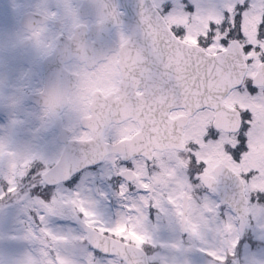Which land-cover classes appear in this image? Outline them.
<instances>
[{
  "label": "flooded vegetation",
  "instance_id": "1",
  "mask_svg": "<svg viewBox=\"0 0 264 264\" xmlns=\"http://www.w3.org/2000/svg\"><path fill=\"white\" fill-rule=\"evenodd\" d=\"M82 2L83 0H72L73 6H70L67 22L64 18H58L61 12L59 9L54 18L23 26L20 24V17L24 12L32 10L43 15L54 13L60 2L0 0L1 15L6 25L0 28L1 119L6 115L2 106L8 104V94L13 92L18 98V105H26L41 113L45 121V129L41 132L56 140L57 147L61 148L60 152L64 143L59 141V135L69 140L89 132L91 130L89 125H94L100 133L97 137L104 138L107 143L116 144L121 141L122 150L106 154L100 164L86 168L82 173H97L93 176L95 192L107 185L111 194L115 191L119 194L121 185L127 184L126 195L130 199L122 198L124 215L129 214L127 205L139 203L141 196L149 195L143 189H138L134 182L118 174L122 167H131L133 161L136 170L143 172L146 180L149 177L155 180L160 179L162 164L171 157L168 167H176L182 162L183 166L177 168V177L191 181L192 199L198 190L206 189L219 200L218 196L207 189L199 179H192L190 158L194 149L191 145L199 146L202 158L211 159L216 154L217 158H221L229 146L235 147L238 144L239 132L228 133L216 128L213 125L215 112L211 108L194 109V105L179 100L177 93L182 92L183 87L171 89L167 83L172 79L162 78L168 75L166 71L134 68L127 59L137 48L129 43L126 50H121L120 33L123 32L129 37L130 31L123 26L109 28L107 23L100 21V17L92 16L91 5L81 12ZM158 4L161 6V3ZM13 23L14 29L11 27ZM79 25L84 26V30L83 37L75 40L78 42L75 49L78 52L77 56L66 60L51 57L57 51L59 43L71 41L70 38L58 36L60 34L71 36ZM49 26L53 30L52 33L47 30ZM93 26L97 29H91ZM41 27L46 29L42 39L45 44L52 46L51 49L37 46L33 33ZM3 50L7 51L2 52ZM259 64L257 62L250 65V68L248 65L242 86L232 90L226 97L230 105H235L239 109L250 108L256 113V121L248 135L251 137V143L258 146L256 149L260 150L261 156L252 162L244 158V166L252 163L251 167L254 168H259L264 162V144L260 143L264 115L259 116L255 107V103H258L264 108V85L256 86L257 94H249L247 85L250 79L253 82ZM123 66H127V69H123ZM40 91H43L42 106L28 98L30 93ZM3 99L7 102L3 103ZM121 108L124 109L123 118L109 120L110 117L116 116ZM31 114L34 117L33 112ZM86 116L89 118L85 119ZM56 120L58 126L55 125ZM211 131H215L217 135L209 139L208 133ZM54 149L56 150L55 145ZM105 165L108 168L106 176L101 175V171H107ZM168 193L169 191H164V197ZM145 211L149 213L146 228L153 236L157 228L162 226L164 219L161 216L162 211L155 207ZM174 217L178 222L179 231L183 233L178 218L176 215ZM160 230L161 228L159 232Z\"/></svg>",
  "mask_w": 264,
  "mask_h": 264
},
{
  "label": "snow or ice",
  "instance_id": "2",
  "mask_svg": "<svg viewBox=\"0 0 264 264\" xmlns=\"http://www.w3.org/2000/svg\"><path fill=\"white\" fill-rule=\"evenodd\" d=\"M154 7H160L155 3ZM185 8L187 5L184 6ZM69 10L70 6H69ZM162 11L164 15L158 16V26H153L150 21V16H145L141 13V21L149 26V35L153 39V43L157 41L160 35H164L169 41L168 55L171 57L179 49L190 48L197 52H204L211 54L215 52L216 56L221 53H227L233 47L234 43L243 41L241 45V54H237V59L242 64L254 65L259 62L264 65V36L261 33V24H264V9H256L248 5L244 0H238L237 4H232L226 8L227 16L224 13L205 14L199 7L193 11H184L183 9L176 10L164 3ZM114 20L118 13L116 6L113 5V10L108 13ZM56 13H45V19L54 18ZM103 22V21H101ZM222 26L226 30L217 36L218 28ZM46 29L41 27L34 31L33 37L36 40L37 46L45 49H51L50 44H45L42 39L43 33ZM121 50H126L130 38L125 36L123 32L120 33ZM218 41V43H217ZM85 58V57H82ZM139 59V53L137 54ZM115 59V58H110ZM226 57V61L230 60ZM229 67L236 68L235 63L228 64ZM249 94H257L258 89L256 85L249 80L247 85ZM240 127L238 144L235 147L229 146L223 153L221 158L210 159L202 158L199 154V146L197 144L191 145L194 149L190 158V168L192 179H199L202 184L207 186L211 191H216L215 185L218 183L219 174L225 167L233 172L239 179L241 185H248L252 180L264 171V162L259 168L251 166H244L245 156L252 151L251 137L248 135L252 131L254 122L256 121V113L250 108H240ZM89 117H85L88 119ZM91 129L89 132H84L80 136L75 137L80 143H93L100 133L94 125H89ZM259 134V133H258ZM216 132L208 133V138L216 137ZM5 155L15 157V153L6 152L4 145L0 144V158ZM106 153H102L99 159H103ZM126 159L129 157H125ZM97 161L95 154L94 158L88 160L86 163H95ZM32 159H26L22 164L13 159L9 164L10 173L6 177L9 185L7 189L8 194L16 193L18 178L22 179L31 173V175H40L41 180L47 184L62 183L64 181L71 182L73 180V172L65 169L62 174H58L54 179H49V173L44 171L41 174L40 169H33L31 167ZM182 162L178 163L176 167L169 168L166 172V177L163 179L144 178V173L136 170L135 161L131 167H122L119 170V175L125 176L129 181L135 183L138 189H143L148 192V196H141L140 202H133L127 205L129 214L122 215L112 226H107L105 222L100 220L99 214L94 210L93 202L81 199L80 193L75 192L71 197L65 198L62 194L53 195L48 199L47 194L41 195L42 188L38 185H33L36 192L34 196V203L38 208L37 218L41 223H46L47 217L57 215L64 207H71L74 214H82L83 220L81 223L88 230L89 235L84 237H73V240H89L93 248L98 249L106 254L121 256L125 258L126 264H139L138 261H128L127 254L131 250H142L145 245L153 244L152 237L147 231L146 222L149 220V213L145 209L155 207L160 211H166L164 208L165 198L161 188H167L170 183H175L177 187L170 191L166 197V202L171 204L175 209V215L183 229V231L190 233L197 239H204V234L201 231V224L196 222L193 213L196 211L192 196L190 194L191 181L187 178L180 179L177 177V168L182 167ZM78 170V169H76ZM253 192L261 194L260 200L264 202V184H253ZM128 185L122 184L119 196L127 197ZM0 198H3L0 196ZM251 200V197H249ZM203 210L207 212H215V209L210 203L202 205ZM247 211V209H246ZM43 214H40V213ZM203 219V213H200ZM225 236H232L229 241L231 251L217 252L210 249L201 248L200 251L213 258L215 264H233V260L237 256L236 249H243L244 244H251L248 239H241L234 235V226L230 223L224 224L221 229H218ZM41 236L37 237L35 232L29 228L27 229L25 239H38L41 243H46L51 240L54 243H68L69 237L65 235H57L51 229L42 227L40 229ZM45 255H47L45 253ZM47 264H53L48 261ZM55 264H72L70 259L64 257H57ZM88 264H92L91 258Z\"/></svg>",
  "mask_w": 264,
  "mask_h": 264
},
{
  "label": "rangeland",
  "instance_id": "3",
  "mask_svg": "<svg viewBox=\"0 0 264 264\" xmlns=\"http://www.w3.org/2000/svg\"><path fill=\"white\" fill-rule=\"evenodd\" d=\"M57 1L60 3L57 4L54 13H57L60 9L61 12L58 18H64L67 22L69 20L67 17L70 11L69 6H73L72 0ZM164 1H167V3L170 1V7L176 10L183 9L184 11L194 12L199 7L205 14H220L223 10L226 11L228 6L238 3V0H185L184 2L183 0H156V3L164 4ZM244 2L258 10L264 9V0H244ZM185 5H187L186 8L184 7ZM1 12L0 9V28L6 26ZM225 16H227V12ZM11 27L14 29V23ZM260 27L262 36H264V24ZM217 28L218 37L222 32L226 34V30L222 26H217ZM47 30H50L51 33L53 31L50 26ZM241 42L244 43L243 41ZM6 48L8 49L9 46L7 45ZM4 51L7 50H3L2 52ZM8 96V104L2 106L4 108L3 113L8 117L3 115V119H1L0 116V144L4 145L6 152L15 153L16 155L15 157L5 155L3 158H0V179H6L9 175V164L13 159L20 165L26 159L40 158L42 160L41 164H37L34 169L38 168L42 172L56 161L61 149L57 147L55 139L41 132V130L45 129V121L41 113L30 109L26 105H18V98L15 97L13 92H10ZM3 100V103L7 102V100ZM255 107L259 116L264 115V108L259 106L258 103H255ZM31 112H33L34 117ZM263 133L264 129L261 130L260 136L262 140L260 143L264 144ZM260 139H258V142ZM54 145L56 146V150L54 149ZM251 146L252 151L245 156L248 162L255 161L254 159L261 156L260 150L256 149L257 145L251 143ZM217 155H214L211 159H216ZM170 158L162 164L160 179L165 178L167 170L171 168L168 167L170 165ZM251 164L247 165L251 166ZM96 174L95 172H85L81 176V179L68 185L70 187L62 185L49 190L47 197L51 199L53 195L62 194L67 198L71 197L73 193L79 192L81 199L93 202L94 210L99 214L100 220L110 227L124 215L122 197L115 191L114 200L117 205L116 211H113L108 202L110 199L107 195L110 189L107 185L95 192L93 176ZM103 174L105 176L108 174V168L106 172L101 171V175ZM40 179V175L34 176L31 173L22 179L18 178V190L13 194L7 193L8 183L5 189L2 188L3 183L0 182V196L3 197L0 200L4 201L0 209V264H47L48 261H52L55 264L57 257L70 259L72 264H88L90 258L92 264H125L116 255H94L93 249L87 244L85 239H72L77 236L84 237L85 233L74 222V219L78 216L83 219V215L74 214L71 207H64L57 215L47 217L46 223L40 222L37 218L38 208L33 199L36 192L31 191L32 185L43 183ZM29 181L31 182L29 183ZM74 184L76 185L74 186ZM253 184H264V171L259 176H256L251 183L246 185L247 195L251 197V202L249 204L250 219L245 235L250 234L254 240L262 242H256L254 245L246 243L243 249H236V252L239 253L241 264H264V206L261 205L260 193L252 191ZM176 187L177 185L170 183L167 188H162L161 191L163 193L164 191L170 192ZM44 192L47 193L46 190ZM99 192L101 195H99ZM41 195L44 194L41 193ZM166 197H164V208L166 211H163L161 215L164 218L162 226L160 225L154 235L151 236L153 244L147 245L150 262L154 261L155 264H215L213 258L204 252L200 254L191 252L188 249L189 245L217 252L231 251L229 241L233 237L225 236L218 231L224 224L230 223L234 226V235L239 237L237 218L231 209H222L219 201L209 192L201 191L198 195L196 192L193 198L196 207L193 217L196 222L201 224L204 239H197L190 235V233H188L187 238L180 237L178 235V222L174 217L175 209L171 204L166 202ZM205 203H210L215 212L204 211L202 205ZM220 210L224 211L221 212ZM220 212L224 218L220 215ZM200 213H203V219H201ZM40 214L43 213L41 212ZM232 214L233 218H231ZM42 227L51 229L57 235L68 236L69 242L54 243L51 240H47L46 243H41L38 239H25L27 229L31 228L36 236L39 237L41 236L40 229ZM165 230H168V232ZM235 260L236 257L233 260V264Z\"/></svg>",
  "mask_w": 264,
  "mask_h": 264
},
{
  "label": "water",
  "instance_id": "4",
  "mask_svg": "<svg viewBox=\"0 0 264 264\" xmlns=\"http://www.w3.org/2000/svg\"><path fill=\"white\" fill-rule=\"evenodd\" d=\"M93 1H95L98 5V13H96V16L101 17L104 20L106 17L111 18L110 28L115 25H123L131 31L130 42L132 39L137 38L146 39L149 40L146 45L152 47V49L154 46L157 47V58H155L156 55L154 50H152L150 51L151 58H147L145 60L146 62L159 63L160 67L161 65L167 64L169 65V69H173L174 63H176L177 60H172V62H170L167 57L162 55L160 48L156 43H153L152 37L148 34L149 26L141 21V13L143 12L145 16L151 17L150 23L153 26H158L157 17L162 16V14H160V12L153 7L151 0H105V3H102L103 0ZM113 5L116 6V11L118 13L115 20L108 15V13L113 10ZM120 8L125 10L124 14H119ZM83 10H85V7L81 6L80 11L82 12ZM44 20V16L40 13L31 11L23 14L21 18V22L25 26L30 23H36ZM91 29H93V27ZM80 36L81 34L78 27L71 37V39H73L72 42L58 44V48L66 49L64 59L77 56L78 53L75 49L78 42L75 40L80 38ZM62 37L66 36L60 35L58 38ZM158 39H160L161 42L167 40L163 34L160 35ZM161 45L165 48H169V44L162 43ZM238 53L242 55L241 46L239 43H234L233 47L229 49L227 53H221L219 56H216L215 53L206 54L195 50L193 54V69L196 73L194 75V89L190 92H193L194 97H197L196 102H199L197 106L206 105L214 108L216 111L215 122L217 127L219 126L220 128L229 131H236L240 124L237 112L224 103L225 95L232 88L241 84L246 70V64H242L240 60L236 58ZM176 55H174L173 58H176ZM226 57H230L231 59L226 61ZM230 63H235L237 67H229L228 64ZM144 68H148L147 63ZM203 80L205 81L204 84L202 83ZM254 82L257 84L264 83V65H260L258 72L254 76ZM41 96L42 93H33L29 94V99L35 101L38 105H42ZM57 124L58 122L56 120L55 125ZM59 140L65 142V147L62 150L57 162L47 170L49 173V179H54L58 174H62L65 169L75 174L86 166L96 164L101 161L102 159H99L100 154L112 150L108 145L105 146V143L102 142L104 139L102 138H97L93 143H80L75 139L66 140V138L59 135ZM94 154L97 161L95 163H86L85 158L91 160L94 158ZM224 183L225 184L222 186L215 185L216 192L220 195L223 202L230 203L235 208L239 217V228L241 233H243L248 222V213L246 211L247 200L244 197L243 189L235 188L231 185L229 174H226ZM52 184L57 183H51L50 185ZM77 222L83 227L88 236V230L81 223V220L78 219ZM190 250L199 251L192 246L190 247ZM127 260L138 261L139 264H148L146 254L143 250L129 251L127 254ZM236 264L239 263L237 262Z\"/></svg>",
  "mask_w": 264,
  "mask_h": 264
}]
</instances>
